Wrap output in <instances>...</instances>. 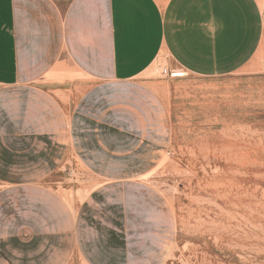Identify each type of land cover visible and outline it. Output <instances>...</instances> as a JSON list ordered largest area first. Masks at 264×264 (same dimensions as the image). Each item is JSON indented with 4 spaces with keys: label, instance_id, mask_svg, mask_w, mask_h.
I'll return each mask as SVG.
<instances>
[{
    "label": "crops",
    "instance_id": "crops-1",
    "mask_svg": "<svg viewBox=\"0 0 264 264\" xmlns=\"http://www.w3.org/2000/svg\"><path fill=\"white\" fill-rule=\"evenodd\" d=\"M159 60L264 81V0H0V244L17 264L159 261L143 180L182 112L148 77Z\"/></svg>",
    "mask_w": 264,
    "mask_h": 264
},
{
    "label": "rangeland",
    "instance_id": "rangeland-1",
    "mask_svg": "<svg viewBox=\"0 0 264 264\" xmlns=\"http://www.w3.org/2000/svg\"><path fill=\"white\" fill-rule=\"evenodd\" d=\"M164 68L173 76L157 82L180 96L182 112L171 156H162L157 178L143 180L161 196L155 264H264L263 78L175 77L182 71L166 60L148 77L164 78ZM254 106L256 118L249 115ZM63 172L71 197L78 179L71 168ZM17 239L27 244L28 231ZM8 249L0 244V264H17Z\"/></svg>",
    "mask_w": 264,
    "mask_h": 264
},
{
    "label": "built area",
    "instance_id": "built-area-1",
    "mask_svg": "<svg viewBox=\"0 0 264 264\" xmlns=\"http://www.w3.org/2000/svg\"><path fill=\"white\" fill-rule=\"evenodd\" d=\"M162 77H169V76H173L172 72L169 71L168 69L164 68L162 69L161 73Z\"/></svg>",
    "mask_w": 264,
    "mask_h": 264
},
{
    "label": "bare ground",
    "instance_id": "bare-ground-1",
    "mask_svg": "<svg viewBox=\"0 0 264 264\" xmlns=\"http://www.w3.org/2000/svg\"><path fill=\"white\" fill-rule=\"evenodd\" d=\"M175 77H181L183 75V72L174 74Z\"/></svg>",
    "mask_w": 264,
    "mask_h": 264
}]
</instances>
